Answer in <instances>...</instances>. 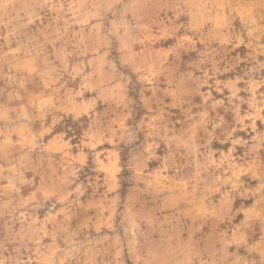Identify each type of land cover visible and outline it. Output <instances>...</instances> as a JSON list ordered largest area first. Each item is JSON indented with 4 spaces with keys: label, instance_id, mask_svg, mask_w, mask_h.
<instances>
[{
    "label": "rangeland",
    "instance_id": "rangeland-1",
    "mask_svg": "<svg viewBox=\"0 0 264 264\" xmlns=\"http://www.w3.org/2000/svg\"><path fill=\"white\" fill-rule=\"evenodd\" d=\"M0 264H264V0H0Z\"/></svg>",
    "mask_w": 264,
    "mask_h": 264
}]
</instances>
